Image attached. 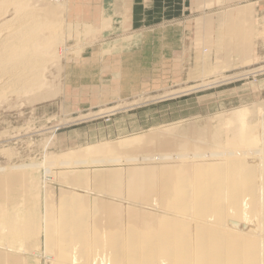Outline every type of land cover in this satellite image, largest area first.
<instances>
[{
	"label": "bare ground",
	"instance_id": "bare-ground-1",
	"mask_svg": "<svg viewBox=\"0 0 264 264\" xmlns=\"http://www.w3.org/2000/svg\"><path fill=\"white\" fill-rule=\"evenodd\" d=\"M49 2L0 0V22L14 13L4 25L6 34L0 36V78L8 76L3 86L19 92H39L47 86L46 64L51 56V63L58 61L62 40L61 18L55 12L59 4ZM260 108L254 104L217 117V123L229 129L230 139L224 146L216 142L215 147H220L213 150L208 149L209 140L200 137L192 142L176 141L177 153L172 150L175 154H171L159 139L173 134L172 126L151 136L65 154L63 160L62 155L46 159L48 172L61 188L62 183L67 186L76 181L74 175L80 168L72 164L89 163L90 167L82 169L81 187L75 185L85 192L99 189L96 194L100 196L90 198L83 191L52 188L58 201L41 219L49 234L44 245L52 253L40 254L38 259L46 264H264V118ZM137 147L141 151L149 148L159 156L141 157L139 163V155L130 154ZM114 167L115 172L108 173ZM0 172L6 175L8 171ZM88 173L94 176L86 177ZM123 173H130L132 182L126 179L125 185L113 189L111 182H120ZM108 190L107 197L101 195ZM31 219L35 223L37 218ZM21 223L28 233L39 225ZM4 230L0 227L3 234Z\"/></svg>",
	"mask_w": 264,
	"mask_h": 264
},
{
	"label": "rangeland",
	"instance_id": "rangeland-1",
	"mask_svg": "<svg viewBox=\"0 0 264 264\" xmlns=\"http://www.w3.org/2000/svg\"><path fill=\"white\" fill-rule=\"evenodd\" d=\"M46 1L59 4L55 12L58 19L61 18L58 25L62 36L61 43L57 47V53L60 55L58 61L51 63L53 57L51 56L46 64L47 86L39 92L26 90L19 92V89L15 90L13 86L2 85V83L6 84L7 75L4 74L0 78V86L2 85L0 87V169H5V174L8 171L6 175L0 172V227L3 226L5 229L4 234L0 232L2 233L0 264L8 262L10 264L14 262L46 264L39 260L40 258L38 259L40 254L51 252L44 245L49 242L47 241L49 234L44 229L41 219L46 216L47 209H52L51 207L58 201L55 197L57 195L55 189L60 188L61 192L62 189H68L72 193L75 190L77 193L83 191L79 188L82 184L80 182H84L83 170L90 167L89 163L84 161L81 164L79 160L80 162L77 163L80 164L74 163L79 166L72 164V167L80 168V170L77 168L79 171L74 175L76 181L73 180L75 181L73 185L68 184L69 187L62 183L61 188L60 183L54 181L55 175H51L49 169L48 172V167L45 166L46 159L53 157L60 159L62 155L61 160H63L65 154H74L82 149H90L119 140L127 141L140 135L151 136L153 132L156 134L167 128L169 130L172 126L176 129L172 132L173 134L170 133L159 139L162 147L167 151L171 150V154L177 153L174 150L177 142L183 139L186 142L190 139L189 141L192 142L200 137L207 138L203 139L209 140L208 149L213 150L223 143V146L226 145L230 139L229 129H224L215 120L220 115L257 104L261 107L260 111L263 114L261 119L264 118V0H246V6L240 7L239 13L229 12L227 15L229 22L225 27L206 30L208 34L205 38L202 35L205 29L202 27L198 29L168 28L165 41L159 40L157 30L150 28L153 42L148 47L146 43L143 44V49L149 50V69L145 70V72L150 71L149 77L146 78V81L149 80L150 83L148 92L113 101L98 108L90 107L87 101V97H92L99 88V83L93 76H81L84 72L80 63L81 53L87 47L95 50L102 47L109 51L107 54L131 48L139 52L140 40L132 39L133 32L113 30L101 34L97 29L76 22L72 3H76L77 0ZM187 3L185 12L175 18H169L164 24L175 27L181 22L189 26L195 23L196 19L199 23L201 22L199 19L205 20V14L191 12L188 9L190 0ZM230 7L236 8L232 5ZM170 12V10L166 11L167 16ZM224 14L219 15L220 25H223L221 22H224L222 19ZM213 15L216 16V14ZM214 16L213 20L216 21ZM13 17L14 13L11 11L5 16L6 19L0 22L3 27L0 36L6 34L4 25ZM212 25L216 26V22L212 21ZM93 72V68H90V73L93 74ZM162 73L170 75L165 76L164 84L161 82ZM115 85L113 84L112 87ZM216 142L220 144L215 147ZM138 150L139 147L130 154H135L136 156H133L136 158L139 155V163L143 161L141 157L159 156L151 152L149 148H144L142 151L140 149L141 152ZM105 159L111 158L106 156ZM59 165H63V162ZM114 170L115 167L107 171L111 174ZM11 173L14 178L10 176ZM129 174H121V181H112L111 187L120 188L122 184L125 185L126 179L127 183H131L132 177ZM89 176L94 174L86 175V177ZM92 178L89 180L91 181ZM117 182L121 184L118 185ZM76 183H80L78 184L80 186L75 185ZM94 190L87 192L84 190L83 194L89 193L90 198L100 196L99 193L96 194L100 190ZM47 191L56 195L49 194L48 197ZM109 191L107 194L101 191V195L106 196ZM31 217H34V220L37 218L35 223H32ZM18 218L21 222L23 220L24 226L25 221L36 226L39 223L40 226H37L34 233H30L28 227H23V223ZM15 224H21V230L20 227L14 229ZM22 227L23 232L27 228L24 234ZM28 231L34 235L32 238ZM3 252L7 256L2 254ZM47 264L51 263L47 262Z\"/></svg>",
	"mask_w": 264,
	"mask_h": 264
},
{
	"label": "crops",
	"instance_id": "crops-1",
	"mask_svg": "<svg viewBox=\"0 0 264 264\" xmlns=\"http://www.w3.org/2000/svg\"><path fill=\"white\" fill-rule=\"evenodd\" d=\"M187 2L188 0H77L76 3H72L76 22L97 29L101 34L113 30L133 32L132 39L140 40L139 52L131 48L107 54L109 51L102 47L98 50L87 47L81 53L80 63L84 71L81 76H93L99 83V88L94 95L87 97L90 107H104L113 101L148 92L150 83L149 80L146 81V78L149 77L150 71L145 72V70L149 69V50L143 49V44L146 43L148 47L153 42L150 28L156 29L158 39L165 41L168 28L198 29L202 27L205 29L202 33L205 38L208 34L206 30L218 29L220 26L223 28L227 25L229 12L239 13V8L246 6V0H190L188 9L191 12L205 14V20L199 19L201 21L199 23L196 19L195 23L189 26L181 22L175 27L166 26L165 21L171 17L180 16L187 10ZM230 5L236 8L233 9ZM168 10L171 12L167 16ZM209 13L211 15H207ZM222 13H225L222 17L224 22L220 25L218 18ZM213 16L216 21L213 20ZM212 21L216 22V26L212 25ZM85 42L88 41L85 40ZM90 68H93V74L90 73ZM161 76L163 77L161 82L164 84L165 76L170 75L162 73ZM113 84H116L115 87H112Z\"/></svg>",
	"mask_w": 264,
	"mask_h": 264
}]
</instances>
